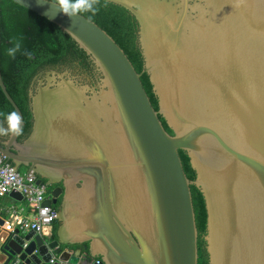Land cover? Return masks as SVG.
Masks as SVG:
<instances>
[{"label":"water","instance_id":"water-1","mask_svg":"<svg viewBox=\"0 0 264 264\" xmlns=\"http://www.w3.org/2000/svg\"><path fill=\"white\" fill-rule=\"evenodd\" d=\"M12 1L66 33L95 76L33 80L28 138L1 140L16 173L53 188L58 228L56 238L9 232L0 214V264H199L192 186L209 264H264V0H104L135 18L142 73L84 15ZM0 88L23 129L1 69Z\"/></svg>","mask_w":264,"mask_h":264},{"label":"trees","instance_id":"trees-1","mask_svg":"<svg viewBox=\"0 0 264 264\" xmlns=\"http://www.w3.org/2000/svg\"><path fill=\"white\" fill-rule=\"evenodd\" d=\"M93 7L99 9L95 16L90 12L80 14L104 29L125 51L137 72L142 73L143 58L137 45L138 24L135 18L126 9L104 0H99V4ZM0 24V69L8 92L23 114L25 126L21 136H26L32 130L29 91L39 71L60 64L73 65L76 61L85 70L92 71L93 64L87 54L59 27L12 0H0ZM13 38L19 39L21 43V49L15 58L9 57L6 51L14 46L10 43ZM25 52L32 54L31 59L24 54ZM141 79L154 108L158 110V102L152 92L148 76L144 74ZM13 111L15 109L0 88V122L6 121L7 115ZM162 121L166 130L172 134L165 120ZM180 156L188 178L194 180L196 175L191 169L188 157L183 151H180ZM52 189L49 187L50 192ZM191 190L199 231V264H209L204 240L207 223L205 202L196 187L192 186ZM57 228L56 221L53 229L54 238Z\"/></svg>","mask_w":264,"mask_h":264},{"label":"built area","instance_id":"built-area-1","mask_svg":"<svg viewBox=\"0 0 264 264\" xmlns=\"http://www.w3.org/2000/svg\"><path fill=\"white\" fill-rule=\"evenodd\" d=\"M37 180L33 173H16L13 165L0 155V199L16 192L27 203L24 208L3 207L0 210L5 216L4 228L7 231L34 230L42 236L51 235L57 221V210L54 206L46 205L51 192L46 184H38Z\"/></svg>","mask_w":264,"mask_h":264},{"label":"clouds","instance_id":"clouds-1","mask_svg":"<svg viewBox=\"0 0 264 264\" xmlns=\"http://www.w3.org/2000/svg\"><path fill=\"white\" fill-rule=\"evenodd\" d=\"M41 3L47 2V0H40ZM52 9H55L52 15L56 12H62L69 17H76L80 13L90 12L93 16L99 11L98 7H93V5H98L99 0H51ZM10 43H13V47L7 49V55L9 57L15 58L17 52L21 49V43L19 39L13 38ZM26 56L31 59V53L25 52ZM7 127L0 125V136H20L23 134V129L21 128V116L13 111L6 117Z\"/></svg>","mask_w":264,"mask_h":264},{"label":"flooded vegetation","instance_id":"flooded-vegetation-1","mask_svg":"<svg viewBox=\"0 0 264 264\" xmlns=\"http://www.w3.org/2000/svg\"><path fill=\"white\" fill-rule=\"evenodd\" d=\"M91 67H92V71L91 70H85L84 68L81 67V65L78 61H76L73 65L60 64V65H57L55 67H46V68L42 69L41 71H39V73L34 78V80H35V86L34 87L36 88L39 81L43 80L46 77V74L50 71H56L58 73H64L65 71H72L73 74H75V75H78L80 77H86L84 79L85 83L92 84V81H94L95 69H94L93 65H91ZM87 78L90 79V82L87 80ZM0 125L7 127L6 121L0 122ZM28 136L29 135H26V136L20 135L19 141L24 142L28 138ZM3 138H4V136H0V142ZM60 202H61V199H60ZM53 229H54V226H53ZM52 233H53V231L51 232V235H52Z\"/></svg>","mask_w":264,"mask_h":264},{"label":"rangeland","instance_id":"rangeland-1","mask_svg":"<svg viewBox=\"0 0 264 264\" xmlns=\"http://www.w3.org/2000/svg\"><path fill=\"white\" fill-rule=\"evenodd\" d=\"M26 170L25 169H22V173H25ZM5 199V198H4ZM27 206V203L24 202V201H15V200H7L6 203L4 204V207H8V208H11V207H16V208H24ZM5 217V216H4Z\"/></svg>","mask_w":264,"mask_h":264},{"label":"crops","instance_id":"crops-1","mask_svg":"<svg viewBox=\"0 0 264 264\" xmlns=\"http://www.w3.org/2000/svg\"><path fill=\"white\" fill-rule=\"evenodd\" d=\"M8 199H9V200L19 201V200H16V199H14V198H11V197H6L5 199H1V200H0V210L4 207V204L6 203V201H7ZM20 202H21V201H20ZM0 214L4 216V214H2L1 212H0ZM48 233H49V230H48Z\"/></svg>","mask_w":264,"mask_h":264}]
</instances>
